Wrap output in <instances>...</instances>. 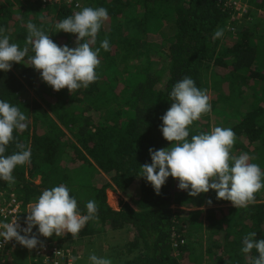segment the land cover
I'll return each mask as SVG.
<instances>
[{"label": "trees", "instance_id": "trees-1", "mask_svg": "<svg viewBox=\"0 0 264 264\" xmlns=\"http://www.w3.org/2000/svg\"><path fill=\"white\" fill-rule=\"evenodd\" d=\"M78 1L79 9L0 0V28L21 48L29 21L58 46L74 48L77 37L56 32L54 25L83 7L107 9L109 19L93 47L105 38L110 43L99 55V78L72 94L43 82L28 57L0 71V100L19 107L28 124L22 133L14 131L5 155L17 151V142L31 149V163L14 169V183L0 180V192L22 200L24 223L29 205L45 189L66 185L82 215L94 200L97 218L75 238H45L38 227L32 230L42 244H58L72 257L108 232H133L131 242L111 247L118 264H250L249 256L258 253L244 254L242 242L250 232H256L255 240L264 239V189L247 208L236 209L213 190L190 197L172 177L157 195L139 173L152 162L150 148L171 146L160 131L161 117L171 106L174 84L185 76L207 91L211 104L189 127L188 139L214 127L231 128L232 154H249L264 171V0H242L248 10L240 23L229 5L234 0ZM217 29L224 34L213 40ZM213 113L221 115L217 123ZM138 183L139 198L132 205L110 206L108 191L128 195Z\"/></svg>", "mask_w": 264, "mask_h": 264}, {"label": "clouds", "instance_id": "clouds-1", "mask_svg": "<svg viewBox=\"0 0 264 264\" xmlns=\"http://www.w3.org/2000/svg\"><path fill=\"white\" fill-rule=\"evenodd\" d=\"M80 8L79 3L76 5ZM107 9L103 7H83L72 15L57 22L56 32L70 33L77 37L75 47L58 46L44 30L31 21L27 22V36L24 47L10 43L5 30L0 28V71L7 72L13 63H22L28 57V64L40 72L43 82L54 91L67 88L73 93L87 89L99 78L96 69L101 61V49L110 50L105 38L99 47L97 35L102 25L108 21ZM223 29H217L213 40L222 38ZM34 55L29 56V52ZM170 108L161 117L160 131L169 148L149 149L151 164L140 167L139 177L149 183L157 195L166 180L172 177L178 181V188L187 191L190 197H197L210 190L215 191L218 200L230 201L236 209L247 208L255 200V194L264 189V171L247 153L232 154L235 133L231 128L214 127L210 132L192 135L189 140V127L202 115L211 111L210 99L206 90L198 88L191 77L185 76L176 82L170 92ZM28 127L27 116L6 101L0 100V180L14 183L13 171L17 166L31 163V149L17 142V151L5 155L13 141L14 131L24 132ZM208 200L207 204L211 205ZM87 214L82 215L77 200L70 196L66 185L45 189L37 201L29 205L26 227L21 228L17 219L11 223H0V237L4 242L15 240L28 249L43 247L33 228L38 227V235L45 238L71 234L76 237L82 228L97 218L98 206L94 200L86 204ZM256 232L243 238L241 251L258 256H249L250 264H264V239L255 240ZM57 251L55 255H60ZM75 259V258H74ZM90 264H112L108 258L89 254Z\"/></svg>", "mask_w": 264, "mask_h": 264}, {"label": "built area", "instance_id": "built-area-1", "mask_svg": "<svg viewBox=\"0 0 264 264\" xmlns=\"http://www.w3.org/2000/svg\"><path fill=\"white\" fill-rule=\"evenodd\" d=\"M43 3L45 6L66 4L74 9H79L76 7L77 3L81 6L78 0H43ZM229 5L236 12L237 18L247 14V6L242 0L231 1ZM23 209V202L17 195L0 192V223H11L14 219H17L21 228L26 227L22 220ZM26 249L30 251V249L23 247L15 240L4 242L3 237H0V264H74V257L66 254L58 244L48 242L43 243V247L38 245L35 249H31V256H28L27 260L23 261L24 263H20L17 260V255ZM57 251H60L61 254L55 255Z\"/></svg>", "mask_w": 264, "mask_h": 264}, {"label": "rangeland", "instance_id": "rangeland-1", "mask_svg": "<svg viewBox=\"0 0 264 264\" xmlns=\"http://www.w3.org/2000/svg\"><path fill=\"white\" fill-rule=\"evenodd\" d=\"M263 16V14H262ZM243 17H239L240 20H238L237 23H240ZM232 21V20H231ZM237 21V20H236ZM210 75H208L207 77H210ZM221 88H218L216 91H219ZM246 89V88H244ZM212 92V91H211ZM210 92V93H211ZM30 93V97L34 98L35 95L33 92H29ZM213 98V97H212ZM26 101V99H23ZM221 118V115H216L213 113V115H211V119L217 123L218 120ZM217 125V124H216ZM215 125V126H216ZM219 127V126H218ZM41 179L38 178L36 180V184H40L41 185ZM209 192H207L208 194ZM205 194V195H207ZM208 197V196H207ZM139 198V183L136 184L132 189H130L129 194L128 195H124L118 191H108V202L112 203V205H120V203L123 202H127L129 204H133V202L135 200H137ZM216 207V206H214ZM204 208V207H203ZM218 208H222V206H218ZM134 238V233L133 232H128V233H112V232H108V234L106 236H102L100 238H96V240H94L95 245H93L94 247L91 246H87V250L85 251V246H84V251L79 252V254L75 257L74 259V264H90L89 261V254L90 253H94L95 255H97L98 257H104V258H108L112 261V264H118L114 258L115 256V252L111 249V247H117V245L119 246L121 245H125L129 242H131ZM32 251H28L27 249L23 252L18 253V260L20 261V263H24L23 261L27 260V257L31 256Z\"/></svg>", "mask_w": 264, "mask_h": 264}, {"label": "crops", "instance_id": "crops-1", "mask_svg": "<svg viewBox=\"0 0 264 264\" xmlns=\"http://www.w3.org/2000/svg\"><path fill=\"white\" fill-rule=\"evenodd\" d=\"M109 204L115 210H119L120 209V205L119 204L118 205H112V203H110V202H109Z\"/></svg>", "mask_w": 264, "mask_h": 264}]
</instances>
